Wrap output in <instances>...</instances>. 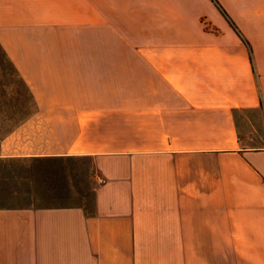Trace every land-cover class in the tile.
Instances as JSON below:
<instances>
[{
    "label": "crops",
    "instance_id": "crops-1",
    "mask_svg": "<svg viewBox=\"0 0 264 264\" xmlns=\"http://www.w3.org/2000/svg\"><path fill=\"white\" fill-rule=\"evenodd\" d=\"M0 47V264H264V0H0Z\"/></svg>",
    "mask_w": 264,
    "mask_h": 264
},
{
    "label": "rangeland",
    "instance_id": "rangeland-1",
    "mask_svg": "<svg viewBox=\"0 0 264 264\" xmlns=\"http://www.w3.org/2000/svg\"><path fill=\"white\" fill-rule=\"evenodd\" d=\"M3 55L4 52L0 47V57ZM4 66V73L0 72V107L10 106L11 121L13 123L20 114L18 109L30 102L31 95L14 68L11 66L10 74H8L7 68L9 66L7 63ZM2 114L0 112V126H5L6 128L9 122H7L6 112L4 113L5 117Z\"/></svg>",
    "mask_w": 264,
    "mask_h": 264
}]
</instances>
